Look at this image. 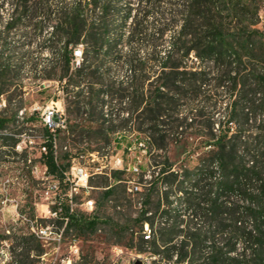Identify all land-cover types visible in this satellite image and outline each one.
Wrapping results in <instances>:
<instances>
[{"label": "trees", "instance_id": "trees-1", "mask_svg": "<svg viewBox=\"0 0 264 264\" xmlns=\"http://www.w3.org/2000/svg\"><path fill=\"white\" fill-rule=\"evenodd\" d=\"M259 2L0 0V139L22 119L25 80L56 81L67 118L45 125L41 161L63 194L76 157H57L65 127L91 153L115 144L152 161L138 216L116 229L143 264H264V134L251 133L264 116ZM193 137L201 140L177 169L170 147ZM10 139L14 150L20 140ZM123 174L111 173L116 186L106 178L92 214L72 213L69 199L52 213L80 235L113 229L101 212ZM18 247L23 264L43 251Z\"/></svg>", "mask_w": 264, "mask_h": 264}, {"label": "rangeland", "instance_id": "rangeland-1", "mask_svg": "<svg viewBox=\"0 0 264 264\" xmlns=\"http://www.w3.org/2000/svg\"><path fill=\"white\" fill-rule=\"evenodd\" d=\"M134 7L137 8L135 1ZM166 39L169 41L170 35ZM80 54L81 49L77 48L75 56L78 59ZM25 84V107L19 112L22 119L17 126L10 127L3 134L7 139H0V264H23L18 259L22 252L18 246H24L25 249L27 242L34 248L41 246L43 250L40 257H35V264H77L81 258L93 259L95 264L145 263V256L126 247L131 245L129 237L124 239L116 229L118 225L138 216L140 202L149 187L147 183L153 172L149 156L134 149L131 154L125 155L121 149H115V144L100 154L91 153L94 145H79L66 140L69 135L63 127V132L56 137L58 159L66 164L68 160L63 159L64 155L68 153L72 157L76 156L71 159V166L80 165L90 176L88 190L83 192L80 189L73 195L74 212L90 215L84 211L85 200L90 198L98 204L106 178L110 177L109 183L112 186L118 184L111 178L114 170H124L122 179L125 186L116 189L113 200L101 212L103 220H111L113 229L102 226L94 235H80L75 229H66V224H60L52 208L58 200L68 203L69 197L60 198L59 194H54L53 179L46 174L41 161L48 113L54 111L60 117L67 118L63 94L56 81L40 84L27 78ZM43 89H46L45 92H42ZM262 114L259 113L261 123L251 124L253 139L255 134H264ZM12 136L20 140L14 150L10 147ZM200 140L201 137H193L170 147L168 157L177 169ZM41 230H46L47 235L40 239L37 233ZM144 231L149 234L148 226H145ZM32 235L37 236V239H30Z\"/></svg>", "mask_w": 264, "mask_h": 264}, {"label": "built area", "instance_id": "built-area-1", "mask_svg": "<svg viewBox=\"0 0 264 264\" xmlns=\"http://www.w3.org/2000/svg\"><path fill=\"white\" fill-rule=\"evenodd\" d=\"M257 28L261 31V33L264 34V0H260L259 2V11H258V25ZM54 115H59L58 113H55L54 111H50L48 113V116L45 120L46 125H49L50 127H58V125L53 124V117ZM43 152H45V148L43 147ZM89 180L90 176L86 173L85 169L81 167L78 164H74L70 171L66 174L65 182L70 184V189L67 194H62V189L60 187V184L58 181L53 180L52 190L55 195L59 194L60 198L63 197H69V205L71 212H74L73 208V195L74 193H78L80 189L88 190L89 188ZM96 202L90 198H87L83 204L84 211L87 213L92 214L96 210ZM61 210V209H59ZM56 217L57 214L53 213ZM38 234V238H44L45 235H47L46 230H41Z\"/></svg>", "mask_w": 264, "mask_h": 264}, {"label": "water", "instance_id": "water-1", "mask_svg": "<svg viewBox=\"0 0 264 264\" xmlns=\"http://www.w3.org/2000/svg\"><path fill=\"white\" fill-rule=\"evenodd\" d=\"M135 264H142V262L139 261V262H137V263H135Z\"/></svg>", "mask_w": 264, "mask_h": 264}]
</instances>
